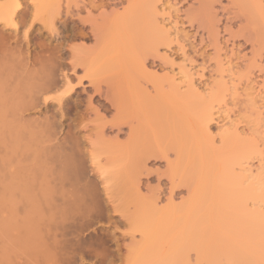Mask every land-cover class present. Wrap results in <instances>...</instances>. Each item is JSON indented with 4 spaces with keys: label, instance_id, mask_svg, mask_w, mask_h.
<instances>
[{
    "label": "rangeland",
    "instance_id": "obj_1",
    "mask_svg": "<svg viewBox=\"0 0 264 264\" xmlns=\"http://www.w3.org/2000/svg\"><path fill=\"white\" fill-rule=\"evenodd\" d=\"M96 1L98 38L64 12L58 41L31 36L67 47L75 91L60 104L57 77L25 113L41 128L19 165L0 164V264H224L261 244L247 258L264 263V0ZM30 21L0 36L21 47ZM69 48L98 59L74 69Z\"/></svg>",
    "mask_w": 264,
    "mask_h": 264
},
{
    "label": "bare ground",
    "instance_id": "obj_2",
    "mask_svg": "<svg viewBox=\"0 0 264 264\" xmlns=\"http://www.w3.org/2000/svg\"><path fill=\"white\" fill-rule=\"evenodd\" d=\"M25 1L27 2V0H5V2L0 4V25L4 24L5 25L4 29H7L8 31H11V32H19L20 29L27 26L28 22L30 20H32V21H30L32 23L29 25V29L23 35V37H24L23 39L25 40V43L24 44L22 43V46H21L22 49L21 50L19 49V48H21V47H19L21 44L17 43L18 41L16 42L17 39L15 41H13L12 38L10 39V37H6L5 35H3L4 37L2 38L1 36H2L3 32H1V36H0L1 39H3V40L0 39L1 40L0 41V147L6 148L7 151L11 152V154H12L11 157L9 158V160H7V161L4 157H0V164H2L4 166L7 164L18 166L20 163L19 158H20V155L22 154L23 147L24 146L27 147L28 142H31L33 140L34 136L37 135V134H35V133H37V131L40 132L38 129L41 127H39V124L35 123L34 120H32V121H28L29 119L25 120V113L29 112V110H32V108L35 107L36 103L41 100V97L44 96V94H47L53 90V88L55 87V85L57 83V81H56L57 77L58 78L62 77L63 79H65L66 88H67L64 90L66 93L62 92L63 94H65V96L62 95L61 97H63V98L59 97L58 99H60V100L57 99L60 104H62V103L65 104L68 101V99L71 98L72 94H69V93L70 92L73 93L75 91L74 90L75 88L73 89L72 84L70 85L67 75L66 74H60L59 75L60 72H63L62 68L66 64L67 59L64 56L68 51L67 47L65 45H63L60 48H57V49H59L57 52H54V50H56V49H54L52 51L49 47V45H51V44L48 45V43H37V42H35L36 39H38L39 37L36 36V37L31 38V36L33 35V32L35 31L37 24L40 25L39 28H37V29H38V31L41 32L40 33L41 37L44 36L45 34H47L46 39L50 38L51 40L52 39L57 40L58 39L57 35L59 34V32L55 28V22H57V20L61 21V19H58L57 17L61 16V13L63 14V12H64L65 20L63 21L62 24L67 25L68 23L72 22L75 25L76 24L82 25L83 29H86L87 26L90 25L89 27H90L91 33L93 34V36L95 38H98L97 37L98 36L97 31H98L99 26H97L96 21L94 24L93 21L97 20V19H93L92 13L93 12H99L103 7H105L103 3L97 4L96 0H82V1L81 0L80 1H77V0H70L69 1L68 0L69 3H67L68 5H66V10L62 11V12H61V10H59L57 12V9L55 7H53L54 4L52 3V0H51V3H50V0H43V1L41 0V2L38 0H36L37 1L36 2L34 0L36 3L34 1H31V3H25ZM114 2H116V1H114ZM51 4H53V5H51ZM105 5H106V3H105ZM32 6L34 7L33 8L34 11H32V8H31ZM53 8H55L56 10H53ZM139 9H141V8H139ZM145 9H147V8H145ZM102 11L103 10H101V12ZM85 12H87L88 16L82 17L81 14L85 13ZM101 12L99 14H101ZM103 12H105V11H103ZM42 13L51 14L50 16L52 18L54 17L52 19V22L47 23L43 19L41 20L42 21L41 22L39 16ZM101 15H104V14L102 13ZM90 16H91V18H90ZM95 16H97V15H95ZM142 16H139V18H138V16L135 17L138 20L140 19V22L137 23L139 27L136 24L133 25L134 26L133 30H136V29L144 26V23H146V22H148V23L145 24V27L147 24H148L147 26H149V24H150L149 19L150 18L147 19L143 16L145 19V20H143ZM29 17H30V20H28ZM55 19H57V20L55 21ZM142 20L144 21V23L141 22ZM38 21H40V24ZM140 23H143V24L140 25ZM157 26H160V25H157ZM164 28L160 27V29H164ZM47 31H48V33H47ZM4 33H6V32H4ZM22 42H24V41L22 40ZM17 44H20V45L18 46ZM18 49H19V51H18ZM69 49H70L69 52L71 54V64L70 63H68V64L72 65V67L74 69H77L78 67L82 68L85 66L86 67L90 66L91 64H93V62H95L98 59V51H95L94 59L88 60L87 58H83V56H81L78 53L77 49H75V50L73 48H69ZM183 74H184V72H183ZM183 76H185V75H183ZM85 78H87V77H85ZM79 81H81V80H79ZM72 90H73V92H72ZM66 94L67 95L69 94V95L66 96ZM46 100L48 101V97ZM45 104H46V102H45ZM60 107H62V105H60ZM40 130H42V129H40ZM120 131H122V130L120 129ZM53 153H51L52 154L51 156L53 157V160L55 161L56 167H57L58 163H60L59 158H58L60 156H58L59 154L55 155V153H57V151L56 152L53 151ZM163 157H165V156H163ZM65 160L69 161L66 157H65ZM64 162H66V161L63 160V164L61 162L58 167L61 168V165L63 166L65 164ZM65 165L68 166V163H66ZM69 167H71V165H69ZM59 168H57L58 169L57 173H56V169H55V173L57 176H59ZM244 171H245V169H244ZM172 183L174 184L173 180H172ZM7 186H8V184H7ZM177 187H178V189L180 188V186H178V184H177ZM173 188H175V187H172V191L170 193L171 195L177 194V192ZM9 189L12 192L13 187L11 186L8 188H4L3 191H1V194H4V191L9 192ZM55 192H56V190H55ZM12 203L17 205V199L14 200L11 197L9 204L12 205ZM258 216H256V217H258ZM256 219L260 220L259 217ZM259 224L260 223L258 221L255 223L256 226H258ZM259 226L262 227V225H259ZM260 228H258V229H260ZM258 229H257V232H258ZM203 230L199 231L200 234H201V232L205 231V230L204 231ZM253 230H254V228H253ZM254 231H256V229ZM263 231H264V229H263ZM194 233H195V231H194ZM247 233H250V232H247ZM253 233L254 232H252V234ZM198 235H194V236L197 237ZM199 236H201V235H199ZM199 236H198V239L200 238ZM254 236H253V238L255 239ZM191 237H193V236H191ZM253 238H252V240H254ZM258 238H260V237H258ZM191 239H194V238H191ZM200 240H203V239L200 238ZM259 240H260L259 244H261V239H259ZM39 243L40 242H38V244L36 243L39 246V247L37 246V248L41 247L40 244H42V243H40V244ZM199 243H201V242H199ZM248 243L247 244L244 243V245L246 246V245H248ZM252 243L253 242L249 243V245H251ZM256 243L257 242L253 243V245ZM263 243H264V240H263ZM203 245H202V248L204 247ZM261 245H263V244H261ZM242 246H243V243H242ZM260 246L259 245L253 246V249H248L249 250L248 253L256 250V252L254 251V253H257V255H258V253H260V251H259V249L257 250V248H259ZM42 247L45 248L44 246H42ZM251 247H252V245L249 246L248 248H251ZM43 248H40V251H43ZM179 248H181V246ZM182 248H183V246H182ZM245 249H247V247ZM262 249H263V246H262ZM45 250H46V248H45ZM78 251H80V250H78ZM203 251L205 252V249L202 250V253H204ZM257 251H259V252H257ZM248 253L246 252L244 254V255H246V257H243L244 255L242 256L241 260L242 261L244 260L243 263H245L246 260L248 261L249 258H251V261H253V262L255 261V260H252L253 258L251 257V254H248ZM254 253H252V256H254V259H255V257H258L260 254L262 256L263 251L258 256ZM95 255H97V254H95ZM108 256H106V257H108ZM247 257H249V258H247ZM258 259H259V257H258ZM236 260H237V258H236ZM236 260L235 259L234 260L227 259V260H225L224 264H227V263L229 264V261L231 262L230 264H232V261L234 262L233 264H235V263L241 264L240 258H238V262H235ZM251 261L249 259L248 263L250 264ZM113 263H114L113 257H111L110 259H107L105 261L100 262V264H113ZM209 264H213V263L210 261ZM254 264H256V262ZM262 264H264V263H262Z\"/></svg>",
    "mask_w": 264,
    "mask_h": 264
}]
</instances>
